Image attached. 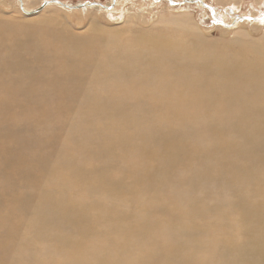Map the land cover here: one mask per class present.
<instances>
[{
	"label": "bare ground",
	"instance_id": "obj_1",
	"mask_svg": "<svg viewBox=\"0 0 264 264\" xmlns=\"http://www.w3.org/2000/svg\"><path fill=\"white\" fill-rule=\"evenodd\" d=\"M253 41L0 22V264H264Z\"/></svg>",
	"mask_w": 264,
	"mask_h": 264
},
{
	"label": "rangeland",
	"instance_id": "obj_2",
	"mask_svg": "<svg viewBox=\"0 0 264 264\" xmlns=\"http://www.w3.org/2000/svg\"><path fill=\"white\" fill-rule=\"evenodd\" d=\"M22 1L24 8L31 10L46 0ZM61 1L69 4L98 1L111 5V8L88 6L70 9L52 3L38 14L29 15L22 10L18 0H0V22L23 23L49 16L53 18L56 29L69 30L76 36L100 37L103 47L112 44L114 39L129 45L142 33H153L158 29L169 33L170 37L182 36L195 48H204L210 43H216L222 49H229L226 48L229 44L240 47L253 40V43H264V0H173L176 3L170 0ZM238 16H251L253 19L237 20L230 26L221 24V19L232 23ZM256 17L260 19H254ZM26 57L28 60L31 58Z\"/></svg>",
	"mask_w": 264,
	"mask_h": 264
},
{
	"label": "water",
	"instance_id": "obj_3",
	"mask_svg": "<svg viewBox=\"0 0 264 264\" xmlns=\"http://www.w3.org/2000/svg\"><path fill=\"white\" fill-rule=\"evenodd\" d=\"M18 1H19L20 7L22 8V10L27 14H35L37 12H40L41 10H43L45 8V6L52 4V3H57L61 6H64L66 8H70V9L85 8L88 6H99V7H102L104 9H110L111 8V5L103 4V3L98 2V1H84V2L77 3V4H69V3L63 2L61 0H46L39 7L35 8V9L27 10L24 8L22 0H18ZM113 1H115V0H113ZM170 1L172 3H176L173 0H170ZM244 19H253V18L251 16H243V17L238 16V17H235L233 19L232 23H225L224 20L221 19V24H223L224 26H230V25L234 24L235 21L244 20ZM254 19H260V17H256Z\"/></svg>",
	"mask_w": 264,
	"mask_h": 264
}]
</instances>
